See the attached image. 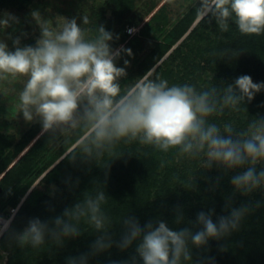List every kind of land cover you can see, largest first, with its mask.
<instances>
[{
  "label": "clouds",
  "instance_id": "1",
  "mask_svg": "<svg viewBox=\"0 0 264 264\" xmlns=\"http://www.w3.org/2000/svg\"><path fill=\"white\" fill-rule=\"evenodd\" d=\"M31 17L40 33L34 45H21L25 33L7 35L12 49L0 38V80L27 78L18 105L26 122H39L42 133L49 134L50 139L79 130L80 158L86 161L111 153L122 140L138 141L164 152L178 149L180 155L193 158L202 154L208 170H222L213 190L224 175L233 173L229 176L233 193L225 198L226 215H216L214 208L201 210L195 221L188 220L187 224L182 207L177 205L173 222L185 226L175 229L160 218L142 225L136 216L128 215L123 220L121 237L115 241L102 210L107 200L105 191L98 190L95 195L85 191L82 199L51 222L29 220L15 236L18 245L35 248L48 238L63 246L65 239L81 235L78 225L84 220L100 234L90 253L69 257L67 264H88L90 256L114 244L121 251L134 246V255L112 264H185L193 261V249L238 231L244 218L260 206L259 201L234 206L233 196H248L264 188V167H257L264 164V118H254L245 130L237 131L231 123L221 127L209 122V117L229 107L238 111L241 102L253 100L264 90V82L256 83L251 76L241 75L222 88L214 85L198 91L187 83L169 86L166 79L144 75L125 89L120 80L127 75L129 61L124 60V67L117 61L122 54L131 56L132 51L111 46L119 35L114 37L104 26H98L95 35H90L76 18L62 17L53 22L38 10H33ZM196 17L215 21L225 32L232 21L242 35L258 36L264 33V0H197ZM18 23L17 17L5 13L0 18V31ZM82 24H89L87 15L82 16ZM128 31L131 34L135 29Z\"/></svg>",
  "mask_w": 264,
  "mask_h": 264
},
{
  "label": "trees",
  "instance_id": "2",
  "mask_svg": "<svg viewBox=\"0 0 264 264\" xmlns=\"http://www.w3.org/2000/svg\"><path fill=\"white\" fill-rule=\"evenodd\" d=\"M102 1L110 8L112 14L111 19L103 25L105 29L111 31L114 36L119 35L128 49L137 52L143 50L145 38L165 31V25L169 23L162 8L150 15L151 10L143 11L137 6L138 0ZM30 2L31 0H0V6H21ZM196 5L197 3L173 24L165 38L142 58L135 59L137 76L142 77L190 28L196 19ZM127 23L136 25L139 33L127 34L124 29ZM200 27L205 30L210 28L211 32L226 39L222 46L217 44L219 47L208 59V63H216L213 70L215 75L208 81L198 80L205 67L193 61L188 62L191 58L187 56L177 69L174 66H164V63L179 54L186 41ZM217 41L220 42V39ZM178 45L165 57L163 65L156 67L151 79H166L169 86L187 83L195 86L198 91L208 90L214 85L222 88L234 83L241 75L251 76L256 83L264 82V33L258 36L242 35L232 21H229L228 31L225 32L220 30L215 21L209 22V19H205L198 20ZM234 52L240 54L233 55ZM251 66L253 69H250ZM251 70L252 74H247ZM238 108V111L230 107L225 108L222 113L209 117V122L222 127L223 124L233 121L243 125L250 123L254 118H264V90L257 93L253 100L241 102ZM2 109L0 105V110ZM39 128L41 125H33L26 133L25 139L27 136L29 139L33 137ZM2 141L0 136V209L5 205L14 207L29 184L58 156L57 154L45 162L42 156L37 157V148L32 146L14 161L19 153V146L15 152L6 154L5 150L10 144ZM80 144L81 141L43 176V181L56 183L55 194L47 196L36 189L32 191L27 197V204L25 202L14 216L11 228L28 225L29 220L33 218L51 222L61 215L65 208L82 199L85 191L95 195L98 190H104L107 196L102 210L109 219L108 231L115 241L120 239L123 220L128 215L136 216L142 225L150 219L160 218L175 229L185 226L173 222L177 205L182 207L185 224L188 220L195 221L196 214L201 210L214 208L217 215L227 214L224 211L225 197L233 193L229 176L224 175L219 186L213 190L216 178L222 174V170H210L207 180L188 179L183 163L170 162L171 158L162 156L164 151L154 146L141 145L138 141L128 143L123 140L114 146L111 153L105 152L102 157L86 161L80 158ZM174 150L176 149H169L167 155L172 156ZM12 162L13 164L5 170ZM257 167H264V164ZM257 201L260 206L254 207V211L244 218L238 231L224 240H210L206 247L193 249V261L185 264H264V188L248 196L240 193L233 196L234 206L249 202L255 205ZM78 227L81 235L65 239L63 246H58L46 238L41 246L34 248L28 244L20 247L14 239V251L6 264H67L69 257L90 253L91 245L100 233L84 220H81ZM11 231L5 230L0 234V244L10 240ZM132 255L134 246L127 251H121L114 244L111 249L90 256L88 264L122 262L129 260Z\"/></svg>",
  "mask_w": 264,
  "mask_h": 264
},
{
  "label": "rangeland",
  "instance_id": "3",
  "mask_svg": "<svg viewBox=\"0 0 264 264\" xmlns=\"http://www.w3.org/2000/svg\"><path fill=\"white\" fill-rule=\"evenodd\" d=\"M196 3L197 0L137 1V6H139L143 11L151 10L150 15L156 13V11H160L162 8L163 12L167 15L169 23L165 25V31L157 32L156 35H150L149 37L145 38L144 45L142 47L143 50L140 52L131 50V56L122 54V57L117 61L118 66L124 67V60L129 61V64L126 67L127 75L120 80L122 88L126 89L132 86L136 79L140 77L137 76L135 71L137 66V60L135 59L142 58L145 53L152 49L154 45H156L161 39L165 38V35H167V33L171 30L173 24ZM33 10H38L43 18L50 19L53 22L61 21L62 17L68 19L76 18L77 23L88 29L90 35H95L97 27L103 26L112 17L110 8L104 5L102 0H31L30 3H23L21 6H0V18H2L5 13H10L19 20L18 24H13L12 27H9L4 31H0V38H4L6 40L10 49H12L13 45L12 41L7 39V35L9 33H11L13 36H20L21 33H25V36H21L22 46L35 44V41L39 37L40 33L38 26L31 17V12ZM83 15L88 16V25L82 24ZM197 21L198 19L196 17L190 28L185 32L180 40L176 42V44H174L167 51V53L161 59H159V61L153 65L144 75H148L151 79V74L155 72L156 67L163 65L165 62H163L165 57L169 55L174 48L179 46V42L187 36L191 29L197 24ZM127 27H132L135 29V31L131 33L132 35L139 33L136 25L127 23L124 28L125 32H127ZM201 29V27L198 28V30L194 32V35H192L191 38L186 41L185 46L182 48L179 54L175 55L174 58H171L170 61H167V63H164V66H174L177 69L183 64V60L187 56L191 58L188 60V62L191 63L193 61L196 64L205 67V69L201 71V77L198 80L208 81L215 75L213 70L216 68V63H208V59L212 57V54L219 46H222L223 41L225 42L226 39L222 35H216L214 32H211L210 28L206 30ZM218 39H220V42L217 41ZM217 44L220 45L217 47ZM111 46L113 48H120L123 46V48L128 49L125 42H122L120 38L118 40H115L114 38V40L111 42ZM250 69H253L252 66ZM247 74H252V70L251 72H247ZM26 79V77H9L6 80H0V105L3 108L0 110V136L3 139L2 142L5 141V144H10L5 150V153H13L15 152L17 146H19V153L13 159L16 161L18 157L22 156L27 151V149L35 146L37 148V157L40 158L42 156L45 162L52 159L54 156H57V154L58 156L43 173H41L36 179L32 181L31 184H29V187L23 191L19 202L14 207L5 205L0 209V234L5 230H12L10 240L6 241L4 244H0V264L7 263L9 257H11L14 251L13 240L15 239V236L27 227V224H24L19 228H11V223L14 216L19 212L20 207L25 205V202L27 204V197L35 189L47 196H53L55 194L57 190L56 183H47L43 181L42 178L47 171H49L60 159L64 157L66 153H68L81 141V134L79 130L58 134L55 139H50V135L47 133H42L41 128H39L33 137L29 139L27 136L25 139L26 133L33 125H40V123L37 121L31 123L26 122L22 113L19 114V92L22 90ZM231 124L237 131H242L247 128L249 123L239 125L238 122L233 121ZM162 156L166 157L167 159L171 158L170 162L173 161L178 164L183 163L185 171L188 174V179H208V172L210 170L205 167V159L202 154L201 156L193 158L187 155H180L179 150L176 149L174 150L172 156L169 154L167 155V152L163 153ZM12 164L13 162L8 165L5 170H7ZM230 175L231 174L228 173V176Z\"/></svg>",
  "mask_w": 264,
  "mask_h": 264
},
{
  "label": "built area",
  "instance_id": "4",
  "mask_svg": "<svg viewBox=\"0 0 264 264\" xmlns=\"http://www.w3.org/2000/svg\"><path fill=\"white\" fill-rule=\"evenodd\" d=\"M129 29H133V28L132 27H127L126 28L127 33H129V31H128Z\"/></svg>",
  "mask_w": 264,
  "mask_h": 264
}]
</instances>
